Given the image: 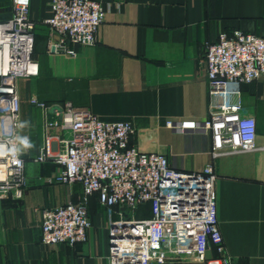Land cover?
Wrapping results in <instances>:
<instances>
[{"label":"crops","instance_id":"0c3cea01","mask_svg":"<svg viewBox=\"0 0 264 264\" xmlns=\"http://www.w3.org/2000/svg\"><path fill=\"white\" fill-rule=\"evenodd\" d=\"M49 1L31 0L39 74L20 78L17 86L21 123L28 122L21 133L34 147L24 153V197L0 200V264H110L109 226L120 218L118 206L107 207L93 194L87 241L73 246L42 241L43 210L77 201L82 185L47 181L62 166L36 160L43 145V110L33 99L52 105L70 101L105 120H131L132 143L167 154L178 169L195 171L214 162L225 251L234 264H264V77L240 86L243 113L257 120L255 150L213 159L211 134L203 128L211 103L203 44L236 29L264 35V0H99L104 19L97 41L70 42L75 56L49 50L50 40H58L45 22L52 13ZM11 15L12 1L0 20ZM40 25L48 33L37 44ZM52 132L69 135L59 128ZM217 257L212 245L203 261L165 264H213Z\"/></svg>","mask_w":264,"mask_h":264},{"label":"built area","instance_id":"2783aa9c","mask_svg":"<svg viewBox=\"0 0 264 264\" xmlns=\"http://www.w3.org/2000/svg\"><path fill=\"white\" fill-rule=\"evenodd\" d=\"M49 7L52 13L45 22L58 35L57 41L50 40L49 50L75 56L70 42L96 43L104 19L99 0H50ZM30 9L31 0H12V15L0 20V200L21 199L27 187L26 150L14 157L10 149L17 135L27 136L19 127L17 81L39 74ZM203 47L211 96L203 128L211 134L212 158L255 150L257 120L243 113L240 86L264 77V35L236 29L206 40ZM32 101L43 110V145L36 160H56L62 166L47 181L82 185L77 201L43 210L44 243L73 246L87 241L92 226L88 202L97 194L103 205L119 207L120 218L109 226L110 264L203 261L212 245L219 253L213 264H234L219 227L214 162L195 171L178 169L167 154L132 143L131 120H105L70 101ZM167 124L172 127L173 121ZM55 128L69 135L54 134ZM146 203L151 216L137 218L135 211Z\"/></svg>","mask_w":264,"mask_h":264},{"label":"clouds","instance_id":"9594fccd","mask_svg":"<svg viewBox=\"0 0 264 264\" xmlns=\"http://www.w3.org/2000/svg\"><path fill=\"white\" fill-rule=\"evenodd\" d=\"M27 123H28L27 121L22 122L21 124H19V127L23 129L24 127L27 126ZM32 147H34V145L31 143V141L27 136L17 135L15 137V143L13 144L10 151L12 155L15 157L18 154H20V152H22L23 150L30 149Z\"/></svg>","mask_w":264,"mask_h":264},{"label":"trees","instance_id":"16d2710c","mask_svg":"<svg viewBox=\"0 0 264 264\" xmlns=\"http://www.w3.org/2000/svg\"><path fill=\"white\" fill-rule=\"evenodd\" d=\"M12 0H0V3L5 4L3 6V10L9 9L10 2ZM7 19V18H5ZM4 18L2 20H5ZM36 38V36H35ZM36 41V40H35ZM34 55H35V49H34ZM135 216L137 218H145L151 216V207L149 203L143 204L135 211Z\"/></svg>","mask_w":264,"mask_h":264},{"label":"rangeland","instance_id":"374dc122","mask_svg":"<svg viewBox=\"0 0 264 264\" xmlns=\"http://www.w3.org/2000/svg\"><path fill=\"white\" fill-rule=\"evenodd\" d=\"M4 5L5 4L0 3V11L3 10ZM36 29H37L36 33H37V44H38V42L40 43L43 42L45 37L47 36L48 27L44 25H40ZM128 213H130V211Z\"/></svg>","mask_w":264,"mask_h":264},{"label":"water","instance_id":"95a60500","mask_svg":"<svg viewBox=\"0 0 264 264\" xmlns=\"http://www.w3.org/2000/svg\"><path fill=\"white\" fill-rule=\"evenodd\" d=\"M112 236H113V234H112L111 230H109V237H112Z\"/></svg>","mask_w":264,"mask_h":264}]
</instances>
